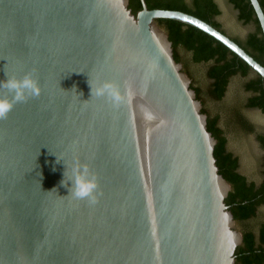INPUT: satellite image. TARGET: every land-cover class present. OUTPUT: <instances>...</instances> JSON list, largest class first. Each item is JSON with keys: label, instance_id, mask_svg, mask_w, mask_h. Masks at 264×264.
Returning a JSON list of instances; mask_svg holds the SVG:
<instances>
[{"label": "water", "instance_id": "95a60500", "mask_svg": "<svg viewBox=\"0 0 264 264\" xmlns=\"http://www.w3.org/2000/svg\"><path fill=\"white\" fill-rule=\"evenodd\" d=\"M139 1L133 14L128 0H0V81L31 72L41 87L0 120V264H236L216 139L156 21L203 32L263 80L264 67L205 21ZM105 81L131 103L91 96ZM77 162L98 179L94 205L61 183Z\"/></svg>", "mask_w": 264, "mask_h": 264}, {"label": "trees", "instance_id": "16d2710c", "mask_svg": "<svg viewBox=\"0 0 264 264\" xmlns=\"http://www.w3.org/2000/svg\"><path fill=\"white\" fill-rule=\"evenodd\" d=\"M128 7L135 14L141 9L139 0H128ZM148 9L177 10L193 15L210 24L220 32L215 18L220 10L214 0H144ZM237 12V19L242 24H253L254 30L247 34L244 40L229 37L247 54L264 67V39L258 22L248 0H227ZM264 13V0H258ZM157 25L168 36L172 45L173 57L183 65L188 73V65L205 67V77L208 81L205 95L214 101H221L225 96L229 83L238 78L243 80L244 97L235 98L227 113L231 112V123L234 130L242 134L253 132L252 124L243 112L256 109L264 113V80L253 72L243 61L230 52L222 44L203 32L172 20H157ZM180 52L186 53L188 59H183ZM196 97L202 101L201 91L193 87ZM205 112V109H202ZM219 116L207 117V130L216 139L213 155L219 173L230 184L231 190L225 199L234 220L242 225V243L235 250L236 264H264V220L257 219L258 209L264 205V157L259 174L260 181H248L238 172V159L226 149L227 138L218 126ZM257 140L264 148V137L257 135ZM254 221L256 228H249V222Z\"/></svg>", "mask_w": 264, "mask_h": 264}, {"label": "rangeland", "instance_id": "374dc122", "mask_svg": "<svg viewBox=\"0 0 264 264\" xmlns=\"http://www.w3.org/2000/svg\"><path fill=\"white\" fill-rule=\"evenodd\" d=\"M220 10V14L215 18V21L219 24L220 29L225 35L239 40H244L247 34L254 30L253 24H242L237 19V12L227 2V0H214ZM180 56L183 59H188V55L184 52H180ZM182 65V64H181ZM182 70L185 72L183 65ZM188 73L185 72L191 80V87L199 88L201 91V97L204 100L202 109L206 111V115L214 116L218 115V126L224 131V135L227 138L226 149L231 152L238 159V172L245 176L248 181H254L258 183L260 181L259 171L263 161V152L255 140V134L260 133L264 135V115L256 110H245L243 114L246 119L252 124L254 133L242 134L239 131L233 129L231 123V112L227 113L229 106L232 104L235 98L244 97L242 92L243 80L234 78L228 86L227 92L221 101H214L209 99L205 95V88L208 83L205 77V67L201 65H188ZM257 219L259 221L264 220V205L258 209ZM254 221L249 222V228H256ZM243 226L236 223L235 228L241 232Z\"/></svg>", "mask_w": 264, "mask_h": 264}, {"label": "clouds", "instance_id": "9594fccd", "mask_svg": "<svg viewBox=\"0 0 264 264\" xmlns=\"http://www.w3.org/2000/svg\"><path fill=\"white\" fill-rule=\"evenodd\" d=\"M90 87L91 96L106 97L117 108L124 102L131 103L134 97L130 88L122 94L120 86L111 81H105L96 87L90 84ZM0 88L5 89L7 93L0 96V120L7 119L16 104L26 102L30 98H37L41 94L39 81L31 72L25 73L22 78L11 76L6 81H0ZM141 112L146 122L157 118L149 108L143 105H141ZM163 123L165 122L161 120V124ZM64 175L65 179L61 183L66 185L67 181H72L70 193L75 199L86 200L93 205L98 202L100 195L98 179L88 164L77 162L72 167L71 175H66V172Z\"/></svg>", "mask_w": 264, "mask_h": 264}, {"label": "flooded vegetation", "instance_id": "af4514ba", "mask_svg": "<svg viewBox=\"0 0 264 264\" xmlns=\"http://www.w3.org/2000/svg\"><path fill=\"white\" fill-rule=\"evenodd\" d=\"M248 110H256V109H248ZM256 111H258V110H256ZM258 112H260V111H258ZM260 114H261V115H264V113H261V112H260ZM250 133H254V130H253V132H250ZM250 133H248V134H250ZM257 135H261V136H263V137H264V135H263V134H260V133H256V134H255V140H256L257 144L259 145V147H260V149L262 150L263 155H264V148L260 145L259 141L257 140Z\"/></svg>", "mask_w": 264, "mask_h": 264}]
</instances>
